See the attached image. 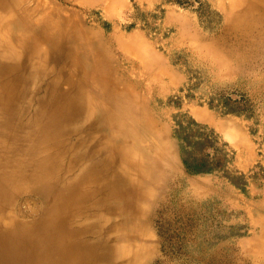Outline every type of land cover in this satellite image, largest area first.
Instances as JSON below:
<instances>
[{
    "label": "rangeland",
    "instance_id": "obj_1",
    "mask_svg": "<svg viewBox=\"0 0 264 264\" xmlns=\"http://www.w3.org/2000/svg\"><path fill=\"white\" fill-rule=\"evenodd\" d=\"M18 1L2 13L55 29L22 69L92 95L105 79L122 103L121 142L135 164L114 163L143 196L133 230L106 207L112 264H264V44L244 46L234 25L256 1ZM80 122L77 136L101 133L94 118ZM204 156L206 170L186 163Z\"/></svg>",
    "mask_w": 264,
    "mask_h": 264
},
{
    "label": "bare ground",
    "instance_id": "obj_2",
    "mask_svg": "<svg viewBox=\"0 0 264 264\" xmlns=\"http://www.w3.org/2000/svg\"><path fill=\"white\" fill-rule=\"evenodd\" d=\"M254 1L234 25L244 46L256 48L264 44V0ZM11 8L0 0V264H112L118 245L106 234V207L114 205L127 219L120 226L133 230L143 196L114 163L135 164L121 142L128 131L122 103L103 78L98 91L90 87L98 97L72 79L64 86L61 75L43 86L38 73L22 69L41 51L36 38L51 43L55 29L11 19ZM93 118L101 133L77 136L80 121Z\"/></svg>",
    "mask_w": 264,
    "mask_h": 264
},
{
    "label": "trees",
    "instance_id": "obj_3",
    "mask_svg": "<svg viewBox=\"0 0 264 264\" xmlns=\"http://www.w3.org/2000/svg\"><path fill=\"white\" fill-rule=\"evenodd\" d=\"M180 134H181L182 138H183L187 143L190 144V141H189V137H188V135H185L183 132H180ZM206 141H210V140H208V136H206V134H204V142H203V143H205ZM189 158H191V156H190ZM195 161H197L196 164H194V162H193V163H190V162L188 161V159H186V163L188 164V166H192V167H194L195 170H200V171H202V170H206V169L209 168L208 165H207V162H208V158H207V157H205V156H204V157H200V158L196 159ZM192 164H193V165H192Z\"/></svg>",
    "mask_w": 264,
    "mask_h": 264
}]
</instances>
